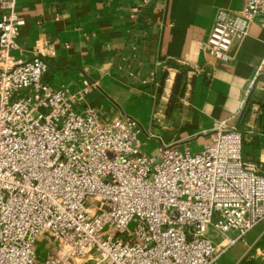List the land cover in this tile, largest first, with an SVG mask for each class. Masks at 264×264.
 Listing matches in <instances>:
<instances>
[{
  "label": "built area",
  "instance_id": "2783aa9c",
  "mask_svg": "<svg viewBox=\"0 0 264 264\" xmlns=\"http://www.w3.org/2000/svg\"><path fill=\"white\" fill-rule=\"evenodd\" d=\"M16 3L0 0V264H36L39 240L41 264H215L264 222V162L244 157L237 128L218 123L197 153L161 146L145 155L135 120L102 123L86 104L96 83L84 78L70 92L43 81L51 47L11 56L24 25ZM263 14L264 0L219 9L205 52L228 61Z\"/></svg>",
  "mask_w": 264,
  "mask_h": 264
},
{
  "label": "crops",
  "instance_id": "0c3cea01",
  "mask_svg": "<svg viewBox=\"0 0 264 264\" xmlns=\"http://www.w3.org/2000/svg\"><path fill=\"white\" fill-rule=\"evenodd\" d=\"M139 1L17 0L24 25L10 54L27 60L51 47L50 89L96 83L86 104L102 123L135 120L149 157L161 146L200 152L225 123L243 134L244 157L264 162V14L221 62L204 49L215 15L241 10L244 0H153L137 14Z\"/></svg>",
  "mask_w": 264,
  "mask_h": 264
},
{
  "label": "rangeland",
  "instance_id": "374dc122",
  "mask_svg": "<svg viewBox=\"0 0 264 264\" xmlns=\"http://www.w3.org/2000/svg\"><path fill=\"white\" fill-rule=\"evenodd\" d=\"M258 116L260 119L259 121L262 123L264 120V113L259 114ZM238 131L241 133L240 130ZM129 228L132 229L133 227L130 226ZM263 232L264 222H261L249 233H247L242 240H239L228 247L218 258L215 264H263L261 257L257 256L256 254L257 247L260 249V252L264 251V240H262L258 245L256 244L258 241H260L259 239L261 238ZM206 235L213 241L214 244H218L223 239V236L215 232L211 227L208 228ZM227 237L234 239L236 234L229 233L227 234ZM46 252V246L43 240L37 241L34 247L36 264H41L43 262ZM84 264H94V262H86Z\"/></svg>",
  "mask_w": 264,
  "mask_h": 264
},
{
  "label": "trees",
  "instance_id": "16d2710c",
  "mask_svg": "<svg viewBox=\"0 0 264 264\" xmlns=\"http://www.w3.org/2000/svg\"><path fill=\"white\" fill-rule=\"evenodd\" d=\"M178 84H179V77L176 79V82H175V85H174V89H173V93H172L174 95H176L178 93V89H177ZM158 91H159V89H158ZM245 117H247V113H246ZM245 117H244V120L246 119Z\"/></svg>",
  "mask_w": 264,
  "mask_h": 264
}]
</instances>
